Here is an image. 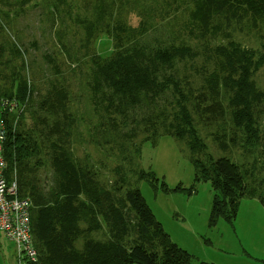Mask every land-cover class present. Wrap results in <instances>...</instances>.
Listing matches in <instances>:
<instances>
[{"label":"trees","instance_id":"obj_1","mask_svg":"<svg viewBox=\"0 0 264 264\" xmlns=\"http://www.w3.org/2000/svg\"><path fill=\"white\" fill-rule=\"evenodd\" d=\"M36 1L0 0V98L7 103L1 153L6 178L14 177L17 196L28 200L35 260L24 256V264H191V255L171 241L138 188L144 181L154 192L190 195L195 190L194 185L169 188L140 166L142 144L154 146L161 135L184 142L194 183L209 182V227L219 218L231 221L242 198H256L264 209V162L249 166L229 156H210L194 124L195 115L217 121L226 113L233 130L228 137L215 134L219 150L238 140L245 152L261 144L255 123L264 115V92L255 87L252 73L264 61V33H259V50H252L238 47L232 32L244 22L264 26V0H85L80 15L71 11V0H50V15L67 13L83 31L86 87L95 118L87 136L96 147L118 151L109 177L103 178L93 162L82 164L73 155L77 124L57 76H49L41 91L21 73L26 49L7 31L9 13ZM129 11L135 12V25L123 18ZM180 12L185 18L169 38L146 41L159 28L157 22ZM101 33L111 41L106 57L90 47ZM215 38L228 45H208ZM186 39L205 42L196 45H203L201 70L191 67L200 75L199 87L178 76L179 64L199 56ZM44 56L56 69L54 58ZM25 113L29 122L23 121Z\"/></svg>","mask_w":264,"mask_h":264},{"label":"rangeland","instance_id":"obj_2","mask_svg":"<svg viewBox=\"0 0 264 264\" xmlns=\"http://www.w3.org/2000/svg\"><path fill=\"white\" fill-rule=\"evenodd\" d=\"M85 0H71V11L74 14H83ZM33 3V2H32ZM50 0H37L16 14L9 13L11 19L7 31L17 37L26 49L25 67L21 73L30 84L42 88L49 76L56 78L67 91L68 109L75 116L77 127L73 132L71 149L73 155L82 164L94 163L100 169L101 178L108 176V170L114 165L117 149L105 146H94L87 136V128L95 122L92 108L89 103V94L86 87V75L89 73V63L84 49L81 47L83 31L76 28L75 18L67 13L49 14ZM36 4V5H35ZM64 6L60 5V8ZM59 8V9H60ZM128 23L135 25L137 17L135 12H126L123 17ZM185 18L180 12L175 17L165 18L157 22L159 28L150 32L146 41L154 42L153 38L165 40L169 38L172 28ZM264 33L263 25H252L244 22L232 32L233 42L242 49L259 50V33ZM5 34V33H4ZM67 42V47L75 54L70 60L59 40ZM187 40V39H186ZM36 42V46H34ZM203 41L187 40V44L196 48L199 56L194 60H187L178 65V76L188 79L193 87H199L200 75H195L203 65ZM208 45H228L222 38L211 39ZM197 44H203L196 46ZM95 53L102 57L108 56L111 51V41L104 33L97 35L90 43ZM54 58L56 69H52L43 60L44 54ZM259 58V57H258ZM48 60V58H47ZM74 60V61H73ZM19 66V61H16ZM195 68L192 69L191 67ZM52 70H55L52 71ZM201 70V69H200ZM56 71L58 74L56 75ZM252 80L258 90L264 92V61L252 73ZM3 81L0 80V85ZM226 106V99H222ZM222 106L224 107V105ZM225 109V108H224ZM195 127L200 138L206 145L208 154L214 158L221 155L229 156L233 161L259 165L264 162V115L256 117V128L259 131L261 144L255 148L250 147L249 152L237 145L229 146L226 151L217 148L213 141L215 134L231 136L233 130L226 113L217 121L203 120L194 116ZM31 120L25 113L23 121ZM239 135V134H238ZM142 138L139 135L138 142ZM140 166L150 169L159 181L163 180L167 187L174 188L181 185L189 188L194 185V192L187 195L185 191L163 193L154 192L144 181L138 183V188L150 207L155 219L161 224L172 242L191 255V264H264V209L256 198H242L239 201L235 217L231 221L219 218L214 226L209 227L208 219L211 210L213 191L209 182L193 181V167L188 158V149L183 141H177L170 136L161 135L153 146L144 142L140 150ZM264 175L263 171H260ZM257 173L256 175H259ZM260 174V175H261ZM15 246L0 233V264H24L19 261Z\"/></svg>","mask_w":264,"mask_h":264},{"label":"built area","instance_id":"obj_3","mask_svg":"<svg viewBox=\"0 0 264 264\" xmlns=\"http://www.w3.org/2000/svg\"><path fill=\"white\" fill-rule=\"evenodd\" d=\"M6 102L0 98V233L16 247L17 258L35 260V251L30 245L28 200L17 196L16 179L6 178L1 140L4 133ZM8 110V109H7Z\"/></svg>","mask_w":264,"mask_h":264}]
</instances>
